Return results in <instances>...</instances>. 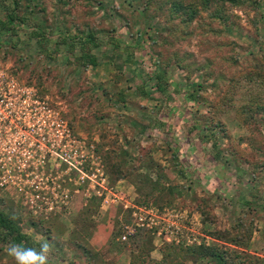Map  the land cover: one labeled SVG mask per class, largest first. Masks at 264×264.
Here are the masks:
<instances>
[{"label":"rangeland","instance_id":"1","mask_svg":"<svg viewBox=\"0 0 264 264\" xmlns=\"http://www.w3.org/2000/svg\"><path fill=\"white\" fill-rule=\"evenodd\" d=\"M196 2L0 0L1 22L23 20L0 33V208L51 242L52 264H158L170 244L233 250L212 234L236 221L256 234L234 249L240 262L264 264V116L248 128L237 117L264 95V0H211L184 27L172 3ZM89 33L97 65L81 68ZM157 174L178 197L146 195ZM147 206L192 220L198 245L166 243L158 223L136 226L132 214ZM6 246L0 264H14Z\"/></svg>","mask_w":264,"mask_h":264},{"label":"trees","instance_id":"2","mask_svg":"<svg viewBox=\"0 0 264 264\" xmlns=\"http://www.w3.org/2000/svg\"><path fill=\"white\" fill-rule=\"evenodd\" d=\"M148 1V0H147ZM198 2L194 4L182 5L177 3H172V8L175 6L182 11V22L183 26L186 27L189 23H191L199 14L198 7H203L206 9L211 2V0H198ZM223 3H229L231 6L238 7L241 5L240 0H220ZM216 18L215 14H212V19ZM10 23L1 22L0 21V33H5L12 31L14 25L23 21L22 19L10 15L7 19ZM6 20V21H7ZM114 47L117 48V41L111 40ZM64 39L61 40L63 42ZM99 41L97 38L89 33L84 36V42L80 44L79 52L80 55L76 58L77 64L81 68H87L89 66L95 67L97 65V61L95 57L90 53L91 48H96L99 45ZM161 76L160 73L155 76V85L154 88L158 91L162 90L161 86ZM260 82L264 83V78L260 80ZM255 98H248L247 102L241 103L239 106V110L237 112V117L241 121V123L248 128L249 122L252 119L253 115L263 114L264 116V95H262L258 102L254 101ZM215 127L219 128V124H214ZM219 131L223 133V130ZM224 135V133L222 134ZM223 137V136H222ZM174 165V164H173ZM262 166V164L254 163L250 168L251 170H257ZM155 167V166H152ZM159 167V166H158ZM169 174L168 171H165ZM163 176H158L157 181L153 182V185L149 186V190L146 192V195L149 196L153 190L155 191H167L168 196L173 199L179 196L177 192L172 190V186L168 187L169 184H161L158 182L159 179H162ZM148 180V179H146ZM149 181V180H148ZM166 181V180H165ZM248 205V203H247ZM150 208L151 206H147ZM205 213V212H204ZM249 223L243 224L241 221H236L233 228L230 232H225L224 236H220L216 233L212 234L216 240L222 241V243L230 245V247H234L233 250L229 249H220L218 246L210 245L204 246V244H199L198 246H191L181 248V246H173L167 245L165 246V252L162 253V259L158 262V264H172V262H167L166 259H174L177 256H181L182 260H184L185 264L189 262H194L195 260H206L207 264H242L239 260L240 252H236L238 248L246 249L250 246V242L253 240L255 234L254 224L251 221ZM129 235H132L129 233ZM9 242L20 243L23 242L29 247H38V243L32 239L29 235L20 231L16 221L12 214L5 208H0V244L8 245ZM139 247V246H137ZM231 253H233L231 255ZM174 264V263H173ZM183 264V263H182Z\"/></svg>","mask_w":264,"mask_h":264},{"label":"built area","instance_id":"3","mask_svg":"<svg viewBox=\"0 0 264 264\" xmlns=\"http://www.w3.org/2000/svg\"><path fill=\"white\" fill-rule=\"evenodd\" d=\"M8 80L4 76L2 72H0V107L4 102V98L6 97V93L8 92L7 85ZM6 92V93H5ZM103 203H106L103 200ZM110 203H113L111 201ZM138 213H133L132 216L136 220V226L138 227H148L151 225H158V231L156 232L157 236H162L166 243L180 244L183 243L185 245L197 244L198 240L193 235V232L190 228L193 222L192 220H188L186 218L183 219V215L181 213H172V212H162V214L158 215L157 210L154 208L150 209H138ZM143 213V214H141ZM153 219H157L158 222H154ZM183 221H187L188 228L186 226H182L181 223ZM195 222V220H193ZM124 237H121V240H124Z\"/></svg>","mask_w":264,"mask_h":264},{"label":"clouds","instance_id":"4","mask_svg":"<svg viewBox=\"0 0 264 264\" xmlns=\"http://www.w3.org/2000/svg\"><path fill=\"white\" fill-rule=\"evenodd\" d=\"M38 247H29L23 242H9L6 252L14 261V264H52V244L47 239L37 242Z\"/></svg>","mask_w":264,"mask_h":264},{"label":"crops","instance_id":"5","mask_svg":"<svg viewBox=\"0 0 264 264\" xmlns=\"http://www.w3.org/2000/svg\"><path fill=\"white\" fill-rule=\"evenodd\" d=\"M204 168L206 169V171H208L210 168H208V166H204ZM234 171V170H233ZM189 176H190V174L187 176V178H189ZM179 185L180 186H182V183L181 182H179ZM207 187H208V185H207ZM206 189V188H205Z\"/></svg>","mask_w":264,"mask_h":264}]
</instances>
